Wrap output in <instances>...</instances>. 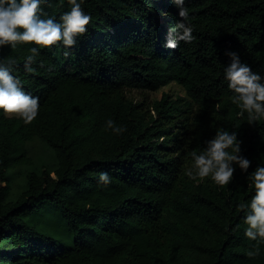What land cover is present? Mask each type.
<instances>
[{"label": "trees", "instance_id": "trees-1", "mask_svg": "<svg viewBox=\"0 0 264 264\" xmlns=\"http://www.w3.org/2000/svg\"><path fill=\"white\" fill-rule=\"evenodd\" d=\"M78 2L92 17L87 33L70 49L41 48L33 72L24 61L34 45L0 49L22 90L39 97L29 124L0 111V264H264V242L247 256L257 242L238 210L255 194L249 176L264 167V120L238 115L224 77L226 53L236 52L264 78V0H185L193 39L176 49L165 47L181 20L172 0ZM70 7L48 0L41 18L59 22ZM170 83L185 96L165 93L145 107L127 95ZM109 119L126 131L106 129ZM218 129L235 132L251 162L247 172L234 164L224 187L186 175L190 153ZM36 137L56 163L29 173L12 200L14 171Z\"/></svg>", "mask_w": 264, "mask_h": 264}, {"label": "clouds", "instance_id": "clouds-1", "mask_svg": "<svg viewBox=\"0 0 264 264\" xmlns=\"http://www.w3.org/2000/svg\"><path fill=\"white\" fill-rule=\"evenodd\" d=\"M47 2L0 0V49L5 46L16 49L17 45H34L24 61V70L28 73L34 71L32 64L41 48L57 44L72 48L76 38L87 33L92 19L85 14L78 0H68L70 11L64 13L59 22L51 17L41 18V4ZM172 2L181 20L169 29L165 43L168 49H176L180 42L190 43L193 39L192 28L185 23L189 16L185 0ZM64 55L67 57L69 53L66 51ZM226 55L230 63L224 69V77L228 89L233 93L231 103L239 109L238 115L243 117L246 113L249 124L264 120V78L242 63L238 53L227 52ZM15 63L13 59H9L7 64L0 62V111L5 117H18L29 124L38 116L39 97L22 90L20 80L12 74ZM106 129H111L115 134L126 131V128L116 126L111 119L106 122ZM205 143L206 147L199 154L196 151L190 153L191 166L186 172L190 179L202 181L210 178L215 185L224 187L233 180L234 164L242 172H247L251 162L240 155V143L235 132L218 129L215 136ZM249 179L255 194L250 202L239 203L238 210L245 213L244 235L257 242L253 250L247 252L249 258H255L260 255V243L264 242V167H257ZM99 182L108 185L111 182L108 173H100Z\"/></svg>", "mask_w": 264, "mask_h": 264}, {"label": "rangeland", "instance_id": "rangeland-1", "mask_svg": "<svg viewBox=\"0 0 264 264\" xmlns=\"http://www.w3.org/2000/svg\"><path fill=\"white\" fill-rule=\"evenodd\" d=\"M167 94L169 97H184L185 92L176 83H170L158 91L144 92L141 90L128 91V97L136 103H142L143 106L151 105L153 102L161 99L162 94ZM29 162L14 171L12 181L11 199H18L25 189L26 176L29 173L41 175L44 170L52 169L56 163V155L45 142L40 138H34L28 144ZM185 264V263H182Z\"/></svg>", "mask_w": 264, "mask_h": 264}]
</instances>
